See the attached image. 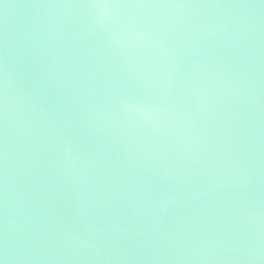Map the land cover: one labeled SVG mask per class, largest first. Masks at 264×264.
Returning <instances> with one entry per match:
<instances>
[{
	"label": "water",
	"instance_id": "95a60500",
	"mask_svg": "<svg viewBox=\"0 0 264 264\" xmlns=\"http://www.w3.org/2000/svg\"><path fill=\"white\" fill-rule=\"evenodd\" d=\"M0 264H264V0H0Z\"/></svg>",
	"mask_w": 264,
	"mask_h": 264
}]
</instances>
